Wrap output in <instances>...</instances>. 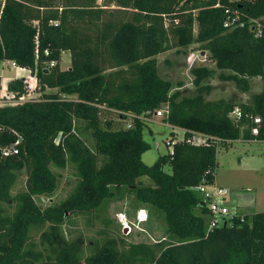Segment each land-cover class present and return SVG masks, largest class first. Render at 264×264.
Segmentation results:
<instances>
[{"label": "trees", "instance_id": "obj_1", "mask_svg": "<svg viewBox=\"0 0 264 264\" xmlns=\"http://www.w3.org/2000/svg\"><path fill=\"white\" fill-rule=\"evenodd\" d=\"M226 10L236 22L228 28ZM194 43L240 87L264 79V0L0 1V63L27 69L40 96L0 107V264H264V212L210 230L196 190L215 184L221 150L264 142V86L246 103L182 96L160 75L157 57ZM193 73L196 83L212 75ZM8 91L18 101L30 96L26 79L10 81ZM160 110L184 139L173 132L172 151L148 166L144 131ZM67 168L74 191L41 209L36 198H52L56 171ZM23 173L26 191L14 196ZM132 195L137 211L165 222L164 240L127 243L104 231L86 246L66 237V214L100 215Z\"/></svg>", "mask_w": 264, "mask_h": 264}, {"label": "rangeland", "instance_id": "obj_2", "mask_svg": "<svg viewBox=\"0 0 264 264\" xmlns=\"http://www.w3.org/2000/svg\"><path fill=\"white\" fill-rule=\"evenodd\" d=\"M232 20L226 23L230 24L233 22ZM62 59L61 68L63 70L70 69L71 54L69 52L63 53ZM157 59L160 75L169 80L173 90H179L184 97H194L202 93L208 101L226 100L246 103L250 102L254 95L260 93L264 86L263 78H255L248 81L247 89L240 87L237 82L229 79L230 72L219 69L217 63L211 59V55L200 49L199 43L185 46L180 50L169 51L158 56ZM12 68L18 67H14L10 62H2L0 74L13 79L16 71ZM199 68L212 71V75L196 83L193 70ZM26 81L30 91V96H27L30 98L26 99L40 97L35 92V78H27ZM13 97L14 95L10 92L0 97V107L24 101V99L15 100ZM161 119L148 122L144 131V139L150 144V149L144 154L142 160L148 166L153 165L159 157L172 150L169 143L172 141L173 132L176 134V141L184 139L183 130L172 129ZM125 126L127 127V124ZM195 138L197 142L203 140L201 135H197ZM218 157L219 165L216 179L220 185L225 187L234 198L245 199L247 202L252 201L253 210L248 212L242 210V212L247 214L254 210L264 211V142L239 140L234 142L231 149L221 150ZM56 172L61 176V186L52 198H36L41 209L45 210L47 207L65 200L76 187L77 180L71 168ZM143 181L148 183L146 179ZM25 183L26 176L23 173L12 194L15 196L26 191ZM137 207L132 195L128 198L119 197L113 200L106 205V208L100 209V215L98 213L94 216L68 213L65 215L67 224L64 226V232L68 239L83 240L86 246L92 245L101 235H105L104 231L113 234L117 239H123L127 243L153 244L164 240L167 237L165 222L159 219L156 214L151 217L148 209L145 208L148 219L146 222L140 223L137 219L139 213ZM10 208L13 211L15 204ZM32 241L39 242V234L33 232Z\"/></svg>", "mask_w": 264, "mask_h": 264}, {"label": "built area", "instance_id": "obj_3", "mask_svg": "<svg viewBox=\"0 0 264 264\" xmlns=\"http://www.w3.org/2000/svg\"><path fill=\"white\" fill-rule=\"evenodd\" d=\"M225 15H227V19H228L227 22H230L232 19H233L232 23L235 22V18L232 17L231 12L229 10L225 11ZM232 23L230 24L226 23L225 26L228 28L230 27ZM12 65L14 67L17 66L14 63H12ZM12 105H15V104H12ZM166 113H167L166 110H160L159 112L156 113L154 118L164 119ZM231 117L237 121L239 118L241 119L240 109L236 108L231 114ZM254 122L256 125H259L261 123V119L259 120V118H256ZM253 132L254 134H256L257 129H255ZM200 142H204V140ZM10 153L11 152L9 151H5V155H8ZM196 190L199 193V195H201L202 201L209 211V214L211 217V221L209 225L210 230H214L216 228H222V227H230L233 225V221L236 220L237 218L240 219L241 222H245V217H244L245 215H240L236 209H232L230 207L229 201H228L227 189L220 187L216 184H202ZM137 219L140 223L146 222L148 219V214L146 210H140L139 213L137 214Z\"/></svg>", "mask_w": 264, "mask_h": 264}, {"label": "crops", "instance_id": "obj_4", "mask_svg": "<svg viewBox=\"0 0 264 264\" xmlns=\"http://www.w3.org/2000/svg\"><path fill=\"white\" fill-rule=\"evenodd\" d=\"M10 63H12V62H10ZM13 70L16 71L15 77L13 79L7 78L6 76H3L2 74H0V97H3L5 95H7V93H9L8 84L10 81H12L14 79L34 78L30 75V72L27 69H23V68L18 67V68L13 69ZM33 91H34V89H33ZM26 98H30V97H26ZM26 98L24 100H26ZM215 183H216V185L223 187L222 185H220V183L218 182L217 179H216ZM223 188H225V187H223ZM228 201H229L230 207L232 209H237V211L240 215L246 214V213H243L242 210H244L245 212H248L254 207V206H252V201L247 202V200H245V199L234 198L232 195L229 194V192H228ZM253 212H264V211H255L254 210Z\"/></svg>", "mask_w": 264, "mask_h": 264}, {"label": "bare ground", "instance_id": "obj_5", "mask_svg": "<svg viewBox=\"0 0 264 264\" xmlns=\"http://www.w3.org/2000/svg\"><path fill=\"white\" fill-rule=\"evenodd\" d=\"M216 184V183H215ZM204 204V203H203ZM205 205V204H204Z\"/></svg>", "mask_w": 264, "mask_h": 264}]
</instances>
